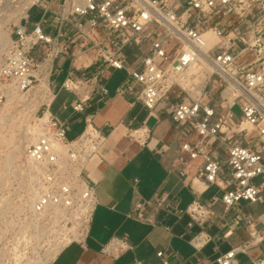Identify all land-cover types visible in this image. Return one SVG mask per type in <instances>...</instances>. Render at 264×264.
Here are the masks:
<instances>
[{
	"label": "built area",
	"instance_id": "2783aa9c",
	"mask_svg": "<svg viewBox=\"0 0 264 264\" xmlns=\"http://www.w3.org/2000/svg\"><path fill=\"white\" fill-rule=\"evenodd\" d=\"M23 1L0 63V102L11 90L27 92L45 77L53 54L67 49L58 39L68 36L69 24L82 46L96 51L101 74L108 68L126 71L116 94L128 98L130 106L140 102L149 115L166 112L178 130V156L200 158L195 176L222 190L220 197L206 202L191 201L186 208L190 224L203 228L210 223L218 200L226 210L240 201L264 203V0H64L65 25L55 36L44 30L42 17L28 28L29 11L41 0ZM130 44L137 51L132 61L124 52ZM87 79L83 71L77 79L65 78L61 88L74 89L76 82ZM31 128L35 134L25 156L35 169L32 211L58 208L74 210L75 219L88 217L94 191L84 169L104 133L88 124L69 139L49 105ZM191 133L195 137L186 139ZM218 150L223 158L216 155ZM179 174L186 176L183 170ZM130 215L142 218V205L136 203ZM233 223L244 225L249 237L218 255L215 263L233 264L237 253L263 245L261 254L245 264H264V223L245 212L236 214ZM63 235L47 244L48 251L67 239ZM210 239L200 231L190 241L199 247ZM119 243L126 246V238ZM156 255L164 261L163 250Z\"/></svg>",
	"mask_w": 264,
	"mask_h": 264
},
{
	"label": "crops",
	"instance_id": "0c3cea01",
	"mask_svg": "<svg viewBox=\"0 0 264 264\" xmlns=\"http://www.w3.org/2000/svg\"><path fill=\"white\" fill-rule=\"evenodd\" d=\"M63 2L41 0L29 11L28 28L42 17L44 30L57 35L65 25ZM66 27L69 37L58 41L67 49L53 54L45 75L54 94L47 105L64 122L69 139L78 137L88 124L102 130L104 139L85 164L84 174L94 191L85 233L65 244L47 264H216L218 255L248 239L246 227L235 225L233 218L240 212L251 214L249 208L255 203L240 201L226 210L218 200L210 223L203 228L190 224L186 208L191 201L206 202L220 197L222 190L195 176L200 158L190 160L185 153L178 156V130L161 110L163 104L157 106L161 110L157 116L149 115L140 102L130 106L128 98L116 94L126 71L108 68L101 74L96 51L82 46L75 27ZM124 52L129 61L137 55L133 44ZM83 71L88 72L87 81L76 82L71 90L61 88L65 78L77 79ZM114 71L123 75L113 79ZM77 104L80 110L74 109ZM135 128L138 131L133 133ZM194 137L191 133L186 139ZM216 155L223 158L221 150ZM181 170L186 176L179 174ZM161 198L158 204L156 199ZM136 203L142 205V218L130 215ZM200 231L211 239L195 247L190 239ZM123 237L127 245L121 247ZM262 249L259 245L237 253L233 264L247 263ZM159 250L164 251V261L156 255Z\"/></svg>",
	"mask_w": 264,
	"mask_h": 264
},
{
	"label": "rangeland",
	"instance_id": "374dc122",
	"mask_svg": "<svg viewBox=\"0 0 264 264\" xmlns=\"http://www.w3.org/2000/svg\"><path fill=\"white\" fill-rule=\"evenodd\" d=\"M22 1L0 0V50L3 48L0 63L13 37L14 26L19 22L20 14H15ZM9 10L13 13L8 14ZM7 18L8 23L5 22ZM3 34L7 37L1 38ZM122 75V71H114L112 78ZM48 83L49 78L44 77L27 92L11 90L0 102V264H39L49 252L47 244L57 235L64 234V238L72 241L80 239L85 232L86 214L75 219L74 210L67 213L58 208L41 213L32 211L37 185L34 166L25 156V146L30 142L31 126L52 96L53 89ZM233 111L239 114L237 107H233ZM249 211L264 223V204L256 202ZM72 233L81 235L71 238Z\"/></svg>",
	"mask_w": 264,
	"mask_h": 264
},
{
	"label": "bare ground",
	"instance_id": "6f19581e",
	"mask_svg": "<svg viewBox=\"0 0 264 264\" xmlns=\"http://www.w3.org/2000/svg\"><path fill=\"white\" fill-rule=\"evenodd\" d=\"M9 3L10 2H8V5H9ZM19 4V3H18ZM6 5V4H5ZM26 5V3L25 4H22L20 7H18V8H16V14L15 15H18V14H20L21 13V11H22V9L24 8V6ZM7 7V6H6ZM9 8V7H8ZM4 9V7L2 8V10ZM7 11V10H6ZM13 12L12 11H8V14H12ZM7 14V15H8ZM12 17V16H11ZM8 21H9V18H7V19H5V22L6 23H8ZM6 38L7 37V35H5V34H3L2 36H1V38ZM4 40V39H3ZM6 40V39H5ZM3 50V48L0 50V52ZM33 130V128H31V137H30V141H32L33 140V137H34V135L33 134H35V131H32ZM139 134V133H138ZM32 164V163H31ZM8 167V166H7ZM33 195H36V189L34 190V192H33ZM31 196V195H30ZM89 219V218H88ZM86 230V229H85ZM85 233V232H84ZM81 234H79V233H72V235H71V238H77L78 236H80ZM84 235V234H83ZM82 237V236H81ZM70 241V238H67L66 240H64V241H62V243H60L58 246H56L54 249H52V250H50L47 254H46V256H45V258L39 263V264H47L55 255H56V253L59 251V249L63 246V245H65L66 243H68Z\"/></svg>",
	"mask_w": 264,
	"mask_h": 264
}]
</instances>
